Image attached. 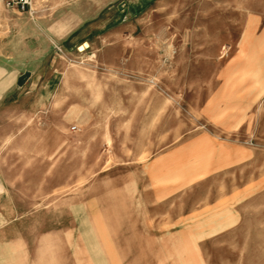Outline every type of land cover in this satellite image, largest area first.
<instances>
[{
	"label": "rangeland",
	"instance_id": "374dc122",
	"mask_svg": "<svg viewBox=\"0 0 264 264\" xmlns=\"http://www.w3.org/2000/svg\"><path fill=\"white\" fill-rule=\"evenodd\" d=\"M109 1L32 0L20 15L0 0V66H15L5 52L19 48L27 17L51 22ZM116 3L123 24L98 50L43 42L41 99L0 108V163L28 240L3 264H117V226L130 227L117 219V183L138 180L169 187L155 233L184 231L139 239L164 251L151 264H264V0ZM209 133L216 159L197 151L208 140L179 152ZM163 147L165 165L152 164Z\"/></svg>",
	"mask_w": 264,
	"mask_h": 264
},
{
	"label": "crops",
	"instance_id": "0c3cea01",
	"mask_svg": "<svg viewBox=\"0 0 264 264\" xmlns=\"http://www.w3.org/2000/svg\"><path fill=\"white\" fill-rule=\"evenodd\" d=\"M89 8L82 12H74L72 9L65 11L64 19L41 22L35 20V18H29L18 27V43L19 48L15 52H5V58L7 62H12L15 66L10 64H4L0 66V108L3 106H11L21 104L26 99H33L36 101V95H40L44 92L42 87H36L39 79L47 76L46 64L44 65L45 57L48 52L53 48L49 46V42L58 43V49L64 53H70L80 48L83 44H87L84 50L92 51L93 49L98 50L99 45L103 38L106 37L108 31H113L117 28V25H122L121 21L117 22V3L115 1H109L103 5L96 3V7L88 2ZM137 6H135L136 8ZM150 6L143 7L147 9ZM125 12L123 9H118V13L121 15ZM137 10V8L135 9ZM17 14L26 15V12H20L15 10ZM71 15V16H70ZM108 16V17H107ZM66 17V19H65ZM72 18L70 21L69 18ZM74 17V18H73ZM39 18V17H38ZM52 19V16L49 17ZM131 18V17H130ZM118 23V24H117ZM23 30L24 32H21ZM48 42V50L44 51L42 43ZM55 52V50H53ZM56 53V52H55ZM24 71H29L30 75L23 83L19 86L17 79L20 74ZM52 72L49 71V77ZM52 78V77H50ZM5 79V80H4ZM51 80V79H49ZM37 81V82H36ZM51 83L49 84V88ZM51 92V90H49ZM38 99V98H37ZM38 108V107H37ZM36 109V107H34ZM209 138V139H208ZM215 135L209 134H198L191 139L186 141V144L179 147V152L184 151L185 155L191 153L189 143L194 141H209V148L203 143H199L197 151L202 156H205V152H209V156L217 157V145ZM196 151V152H197ZM169 150L162 148L161 151L157 152L152 158V164L165 165V158H168ZM184 156V154H182ZM150 161V162H151ZM151 164V163H150ZM157 184V183H156ZM154 182H143V181H131L125 183H117V219L123 216H128L130 227L123 230L117 226V264L128 263V264H151L153 262L154 248L152 246L143 245L139 242V239H152L154 237H183V230L178 228L172 232L162 230L159 234H156L154 229V222H163L165 218L164 214V199L169 194L167 191L169 187H155ZM135 190L134 193L127 196L124 193L125 189ZM154 190L166 191V197L164 193L154 192ZM156 200V201H155ZM161 202V203H160ZM160 203V204H159ZM21 199L16 191L11 187L9 176L4 170L3 165L0 163V263L9 262L11 260L10 254H14L17 249V255H20V251L24 252L25 246L27 245L26 235V211L25 207L21 208ZM160 207H162L160 209ZM161 211V213H160ZM155 214H161V219H155ZM157 218V217H156ZM97 222V220H95ZM182 232V235H180ZM41 233L37 234V238H40ZM36 238V239H37ZM135 239L131 244L122 246V239ZM145 244V243H144ZM179 248V247H178ZM180 249V248H179ZM178 250V249H177ZM180 250H178L179 252ZM164 253V251L157 252ZM122 254L130 256L122 257ZM38 253L36 258H38ZM123 259V260H122ZM12 261H20L12 256Z\"/></svg>",
	"mask_w": 264,
	"mask_h": 264
},
{
	"label": "built area",
	"instance_id": "2783aa9c",
	"mask_svg": "<svg viewBox=\"0 0 264 264\" xmlns=\"http://www.w3.org/2000/svg\"><path fill=\"white\" fill-rule=\"evenodd\" d=\"M5 5L11 9H17L20 12H31L32 0H4ZM71 130L76 131L77 126L73 125Z\"/></svg>",
	"mask_w": 264,
	"mask_h": 264
},
{
	"label": "water",
	"instance_id": "95a60500",
	"mask_svg": "<svg viewBox=\"0 0 264 264\" xmlns=\"http://www.w3.org/2000/svg\"><path fill=\"white\" fill-rule=\"evenodd\" d=\"M30 72L29 71H24L22 74L19 75L17 79V84L19 86L23 85V83L26 81V79L29 77Z\"/></svg>",
	"mask_w": 264,
	"mask_h": 264
},
{
	"label": "bare ground",
	"instance_id": "6f19581e",
	"mask_svg": "<svg viewBox=\"0 0 264 264\" xmlns=\"http://www.w3.org/2000/svg\"><path fill=\"white\" fill-rule=\"evenodd\" d=\"M87 46V44H83L82 46H81V49H84V47H86Z\"/></svg>",
	"mask_w": 264,
	"mask_h": 264
}]
</instances>
